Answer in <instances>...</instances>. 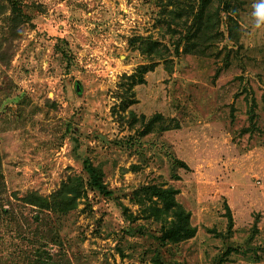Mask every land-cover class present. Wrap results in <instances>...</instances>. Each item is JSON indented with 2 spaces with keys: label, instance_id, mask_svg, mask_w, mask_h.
<instances>
[{
  "label": "rangeland",
  "instance_id": "rangeland-1",
  "mask_svg": "<svg viewBox=\"0 0 264 264\" xmlns=\"http://www.w3.org/2000/svg\"><path fill=\"white\" fill-rule=\"evenodd\" d=\"M204 1L0 0V264H264V29Z\"/></svg>",
  "mask_w": 264,
  "mask_h": 264
},
{
  "label": "trees",
  "instance_id": "trees-1",
  "mask_svg": "<svg viewBox=\"0 0 264 264\" xmlns=\"http://www.w3.org/2000/svg\"><path fill=\"white\" fill-rule=\"evenodd\" d=\"M13 3V11L15 12L14 14H16V10L17 9V1L18 0H11ZM209 0H205L204 1V5L202 6V8L199 10L198 14H197V18H199L202 21V17L205 14V7L207 6ZM228 3L231 2L230 0H226ZM232 7V5H227V8L230 9ZM19 10V9H18ZM209 25V24H208ZM208 27V26H207ZM232 28V27H231ZM205 29V27L198 25L197 30L192 31L191 33H189L188 36L191 35L190 41L192 42V45H197L200 44L199 40L196 39V34L198 33L199 30H203ZM205 34H207V32L205 31V33H203V35L205 36ZM202 44H205L207 46V44H209V40L211 39L210 36H205L202 37ZM157 43L156 42H152L151 46L155 45ZM185 51H188L191 46L190 45H186L185 47ZM155 66V61L152 60L151 62L148 63H143L140 64L136 70L131 73L128 74L129 79L131 80L132 84L130 83L129 88H131V86H133L135 83L137 82H142L146 80V73L149 70H152ZM132 92H134L132 90ZM90 171L92 172V184L95 186H99V187H103V182L101 179V174L99 172V169L95 166H90L89 167ZM106 186V185H105ZM104 186V187H105ZM62 189H59L55 194H53L50 197L44 196L38 192H33L31 194V196L33 198H25L27 199L28 202L30 203H35V204H39V205H43V207L57 211L60 209H68L69 207H71L72 205H74V201L72 199L71 202H60L58 201V198L60 197L59 195H57ZM156 191H160L159 195L161 197V199L163 200V206H155L154 209L156 210H161V209H173L177 219L173 220V225L170 226L168 229H165L163 234L158 235L157 237L160 239L162 244H165L167 242L168 239L171 240H180L183 239L184 237H187L191 234H193L196 230L195 226H192L191 223L189 222V213L186 211V209L184 208V206H182V204H180L178 201H176L175 199V190L173 188H162V189H157ZM75 200V199H74ZM127 213V212H126ZM127 216H129L127 214Z\"/></svg>",
  "mask_w": 264,
  "mask_h": 264
},
{
  "label": "clouds",
  "instance_id": "clouds-1",
  "mask_svg": "<svg viewBox=\"0 0 264 264\" xmlns=\"http://www.w3.org/2000/svg\"><path fill=\"white\" fill-rule=\"evenodd\" d=\"M250 15L252 26L256 29H264V0H253Z\"/></svg>",
  "mask_w": 264,
  "mask_h": 264
}]
</instances>
